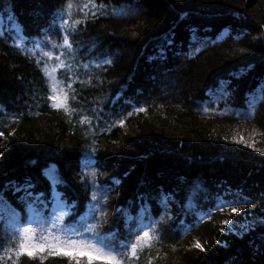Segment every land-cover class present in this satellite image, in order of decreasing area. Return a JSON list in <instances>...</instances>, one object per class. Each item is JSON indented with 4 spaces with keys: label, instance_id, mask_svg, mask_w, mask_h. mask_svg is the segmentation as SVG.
I'll return each instance as SVG.
<instances>
[{
    "label": "trees",
    "instance_id": "16d2710c",
    "mask_svg": "<svg viewBox=\"0 0 264 264\" xmlns=\"http://www.w3.org/2000/svg\"><path fill=\"white\" fill-rule=\"evenodd\" d=\"M0 132L2 264H68L16 252L24 228L66 246L76 224L111 227L129 257L137 245L125 264H264V228L223 223L264 214V0H0ZM9 182L34 185L48 208L21 211ZM160 190L175 196L132 229L147 238L113 222Z\"/></svg>",
    "mask_w": 264,
    "mask_h": 264
},
{
    "label": "snow or ice",
    "instance_id": "6c2138e0",
    "mask_svg": "<svg viewBox=\"0 0 264 264\" xmlns=\"http://www.w3.org/2000/svg\"><path fill=\"white\" fill-rule=\"evenodd\" d=\"M87 8L88 5H85ZM92 15L95 16V6L93 5ZM67 23V21H64ZM169 45L172 43L171 40L168 41ZM64 44L67 46L69 45V41L67 38L64 40ZM163 52V49L161 50ZM55 59L59 60L60 57H55ZM107 63H111V61H106ZM64 67H67L66 65ZM71 77H69L70 79ZM70 86V85H69ZM48 99L50 101H57V106H59V102L56 96H49ZM138 111H144L143 108L138 109ZM123 124V121H121ZM3 133L0 132V136ZM236 143H244L243 138L235 141ZM246 147H251L252 145L245 144ZM51 178L54 181L53 184L50 185L51 191H56V185L60 183V179L55 175V166H52L50 172ZM118 181L113 178L109 177L103 182V185L108 186V191L110 192L112 186L117 184ZM5 186L0 185V190H3ZM8 187H11L13 193L19 196H23L22 207L21 211L24 207H27L32 212L36 213V217H40V212L37 211L36 205H39L40 209L46 210L48 208V201L44 199V193H34L31 191V188L34 185L30 183H26L24 185L16 184L15 182H9ZM97 187H100L98 185ZM89 187L85 188V191H88ZM175 196V193H166L163 190H160L157 194L151 193H142L138 194L134 205H131L128 209V213L126 216L123 214L125 213L126 209L124 206H121L116 209L117 218L114 219L115 222H119L120 224H127V233L131 236H140L142 233L143 238H147L149 236V232L144 230L141 227L138 231L133 232L132 229L136 227V220L137 214L141 219H146L148 214H150L153 210L152 205L153 203H160L161 198L166 207V204L169 199ZM93 201L97 200V197H92ZM250 203L251 201L248 200H223L221 203L216 205L217 208L223 209L225 206L237 203ZM4 202L0 201V216L7 211L8 209L6 206H3ZM77 206L76 202H73L71 207L75 208ZM134 207L136 209L135 212L131 211V208ZM231 212L236 214L239 212V209L232 207ZM211 214V210H209L208 215ZM12 217H16V213L13 211L11 213ZM44 215H47V212H44ZM34 217L29 223L35 221L36 223L43 225V219H37ZM64 218V212L61 211L60 215L57 217L58 220H62ZM93 218L96 219L95 213H93ZM202 219V217H201ZM243 223L239 221H229L225 220L223 223L225 225H229V232L233 231V229L238 228L239 235H244L245 233L255 231L258 228H264V214L257 216L255 213H244ZM109 222L101 218L98 220V224L105 225ZM146 227L150 228L151 224L147 225ZM51 228L54 230L56 228V224L53 223ZM97 225H81L76 224V226L69 228V230L64 233V245L66 246H59L55 244H45L43 242L33 243L32 241L36 239L34 232L35 230L32 228H24L23 232L21 233V241L19 243V248L16 252V259L17 261L21 260L22 258L26 257L30 262L35 261L41 254L44 253L45 249H50L49 255L62 257L68 261V264H97V262L103 261L105 264H125L126 259H137V245L133 244L131 246V256L129 257L125 251L128 248L127 240L117 244L114 242V235L111 231V227H109L106 232L107 234L101 233L96 231ZM221 231H224L222 228ZM262 239H264V232L260 233ZM42 239V238H41ZM195 247L201 248L199 242L196 243ZM119 257H123L124 259H119ZM9 260L12 259L11 256L8 257ZM2 264V261H0ZM40 264H43L41 260Z\"/></svg>",
    "mask_w": 264,
    "mask_h": 264
},
{
    "label": "rangeland",
    "instance_id": "374dc122",
    "mask_svg": "<svg viewBox=\"0 0 264 264\" xmlns=\"http://www.w3.org/2000/svg\"><path fill=\"white\" fill-rule=\"evenodd\" d=\"M18 214L16 213V216H17Z\"/></svg>",
    "mask_w": 264,
    "mask_h": 264
}]
</instances>
